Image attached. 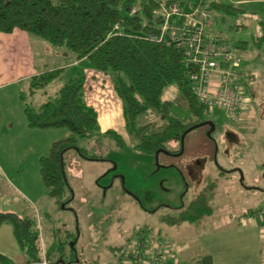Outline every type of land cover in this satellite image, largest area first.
I'll return each instance as SVG.
<instances>
[{
    "label": "rangeland",
    "instance_id": "1",
    "mask_svg": "<svg viewBox=\"0 0 264 264\" xmlns=\"http://www.w3.org/2000/svg\"><path fill=\"white\" fill-rule=\"evenodd\" d=\"M231 1L242 10L223 18L213 14L206 34L248 42L246 50L238 51L241 62L235 67L250 99L247 108L237 119L226 117L221 109H212L207 120L214 123L215 129L210 136L207 125L192 129L185 135L179 153L160 152L157 157L143 154L134 148L135 139L124 128L115 126L110 130L121 136L122 145L112 136L78 140L87 156H80L75 149L64 153L68 185L65 204L48 195L39 160L51 143L68 136L69 130L56 128L37 140L32 134L35 128L23 122L24 127L19 125L18 119L23 121L24 102L46 100L83 65H67L72 60L70 52L66 54L63 48L31 35L40 63L66 66L60 77L46 87L44 95H25L22 100L19 95L28 91L22 87L18 97L13 93L0 101V210L36 222L43 257L48 242L67 238L65 250L69 252L74 242L79 264H116L118 252L130 253L129 246L142 240L144 259L150 261L152 247L160 237L169 246L170 258L165 264H190L191 257L202 255L214 256L219 264H264V215L254 216L264 207V42L256 47L251 38L259 34L258 25L264 21V0ZM235 25L245 28L237 30ZM14 88L10 91L15 92ZM162 101L182 120L188 117L175 86L166 89ZM99 102L102 109L112 112L107 101ZM118 114L124 119L123 109ZM157 120V114L146 112L135 118V124ZM178 146L175 141L166 148ZM209 181L215 182L209 199L211 213L198 226H169L170 217L177 214L175 207L193 201ZM154 228H160L156 237ZM141 229L145 231L143 237ZM0 253L14 264L27 263L7 224L0 225Z\"/></svg>",
    "mask_w": 264,
    "mask_h": 264
},
{
    "label": "trees",
    "instance_id": "2",
    "mask_svg": "<svg viewBox=\"0 0 264 264\" xmlns=\"http://www.w3.org/2000/svg\"><path fill=\"white\" fill-rule=\"evenodd\" d=\"M235 4L231 0H0V33H11L14 29L25 31L112 76L115 91L122 102L125 129L136 141L134 148L143 154L155 156L157 150L178 153L182 133L199 122L207 121L208 117L192 91L188 79L192 67L183 63L181 51L165 41L150 38L158 33L159 25L163 22L161 9L176 5L180 10H189L190 6L202 5L210 13L207 27L211 25L213 14L223 18L226 14L239 13L242 9ZM240 27L245 28L244 25H235L237 30ZM258 33L251 37L256 47L264 42V21L258 25ZM214 37L229 42L237 53L247 48L246 40H230L213 34ZM62 70L45 69L31 76L27 94L23 91L20 99L23 100L25 95L31 97L47 87ZM83 85L84 77L78 75L67 80L54 96H49L38 105L24 102L23 106L29 128L62 127L70 132L68 136L53 141L47 154L39 160V171L47 193L50 197L59 198L58 203H64L68 187L63 162L66 151L75 149L80 156L86 157L87 150L78 145V140H88L96 135L112 136L120 145L123 142L114 130L100 131L97 112L83 99ZM171 86H175L188 110L185 120L163 105L162 96ZM146 112L157 114L158 120L136 125L135 118ZM175 141L179 142L178 148H166L168 143ZM221 171L224 172L223 169ZM214 185V181H209L193 201L187 205L182 202L175 207L177 214L170 217L168 225H200L203 218L211 213L209 199ZM140 206L143 208L142 203ZM148 211H156V208ZM2 224L11 226L20 250L27 257L25 264L65 262L67 238L48 242L43 257L39 244L41 231L36 222L0 210ZM129 248L134 251L125 257L124 262L133 260L143 247L141 244ZM121 256L122 252L118 255L119 261ZM0 264L14 263L0 253ZM194 264H212L211 256H199Z\"/></svg>",
    "mask_w": 264,
    "mask_h": 264
},
{
    "label": "built area",
    "instance_id": "3",
    "mask_svg": "<svg viewBox=\"0 0 264 264\" xmlns=\"http://www.w3.org/2000/svg\"><path fill=\"white\" fill-rule=\"evenodd\" d=\"M161 10L163 22L158 33L150 38L165 41L181 51L183 63L192 67L188 73L192 91L207 114L216 108L221 109L226 117L237 119L250 102L246 87L235 69L241 62L240 55L229 42L206 35L210 13L204 7L190 6L189 10H180L176 5H170ZM258 215H264V207ZM143 232L144 229L141 236ZM144 255L142 248L130 264L164 262L169 256L167 242L161 240L157 243L152 260L146 261Z\"/></svg>",
    "mask_w": 264,
    "mask_h": 264
},
{
    "label": "crops",
    "instance_id": "4",
    "mask_svg": "<svg viewBox=\"0 0 264 264\" xmlns=\"http://www.w3.org/2000/svg\"><path fill=\"white\" fill-rule=\"evenodd\" d=\"M32 41H33V37L31 35L19 29H14L11 33H0V101L1 102L5 99L10 98L11 95H13V93L14 95L18 94V92L22 87L28 88L30 77L44 71L45 69L63 68L60 74L64 72V68L66 65L65 66L57 65V66L49 67L46 63H40L35 57L34 50L32 47L33 45ZM43 42L44 41L42 42L40 41V45L42 47H46V44ZM62 51L68 54V51L64 49ZM71 56H72V60H70V62L67 65L81 66V67L83 65V68L77 69L74 72V74H71V76L69 77L74 78L78 75H82L84 77L83 99L87 105L91 106L92 108H94V110H96L97 120L100 130L104 132L106 130H110V128L111 127L113 128V126L116 127L115 129H117V127H120L121 129L122 128L125 129L124 119L122 118V115L118 114L119 110L120 111L122 110V102L115 91L114 81L112 76L96 70L86 61L77 60L75 58V55L72 53ZM13 87H15L14 88L15 92L10 91L11 88ZM45 89L46 87L44 89L37 91L33 96H38L39 93L44 95ZM56 91H54V93H56ZM54 93L52 95H54ZM16 96L18 97V95ZM33 96L31 97L33 98ZM48 97L49 96L47 95L46 98ZM103 99L107 101V103L109 104L108 108L111 109L112 112L107 109L105 110V107L104 109H102L99 100L102 101ZM41 102H36L35 105H38ZM23 106L24 105L22 104L21 112L24 115ZM22 120L23 121L18 119V123L19 125H21L22 124L21 122H23L25 126L26 125L25 118L23 117ZM117 123H119V126H117ZM11 125H13V122H11ZM55 129L56 128L34 129L35 131H32L33 132L32 134L35 139L41 140L46 138L47 135L52 134L55 131ZM159 233H160V228L159 229L157 228L156 230L154 228L153 237H156L157 235H159ZM161 240L163 239H161L160 237L157 238V241L152 247L153 250L152 253H154V249L157 243ZM166 240L169 241V239ZM167 247L169 248L168 242H167ZM131 251L134 250L130 249L129 252ZM119 254L120 252H118L117 255ZM128 254L129 253H123V256H121L120 258V261L122 259H125V257L128 256ZM169 258L170 256H168L167 259L161 264H165V262ZM118 259L119 257L117 256V259H115L116 264H122L124 261H126V260H122L120 262ZM191 260L192 261L190 264H194L195 258L191 257ZM131 261L132 260H127L126 264H130ZM211 261L212 264H219L218 262L216 263V258L214 256H211Z\"/></svg>",
    "mask_w": 264,
    "mask_h": 264
},
{
    "label": "water",
    "instance_id": "5",
    "mask_svg": "<svg viewBox=\"0 0 264 264\" xmlns=\"http://www.w3.org/2000/svg\"><path fill=\"white\" fill-rule=\"evenodd\" d=\"M203 125H208V126H209V129L207 130V135H208V136H210L211 132L215 129V125H214V123H213L212 121H209V120H207V121H203V122H199V123H197V124H195V125L189 127L188 129H186V130L182 133V135H181V137H180L181 147H180V151H179V152H181V150H182L183 140H184L185 135H186L190 130H192V129L196 128V127H199V126H203ZM162 151L165 152V153H168V151H166V150H162ZM159 152H160V150H157V151H156V153H155V157H157V155L159 154ZM179 152H178V153H179ZM62 207H63V206H62ZM70 246H73V244L70 243ZM76 261H77V259H76Z\"/></svg>",
    "mask_w": 264,
    "mask_h": 264
},
{
    "label": "flooded vegetation",
    "instance_id": "6",
    "mask_svg": "<svg viewBox=\"0 0 264 264\" xmlns=\"http://www.w3.org/2000/svg\"><path fill=\"white\" fill-rule=\"evenodd\" d=\"M208 129H209V126H207V130ZM180 147H181V143H180ZM68 245H69V242H68ZM70 247H72V246H70ZM76 259H77V261H76ZM78 262H79V260L77 258L76 251L73 248L72 251L67 252L65 262H63V264H79Z\"/></svg>",
    "mask_w": 264,
    "mask_h": 264
}]
</instances>
